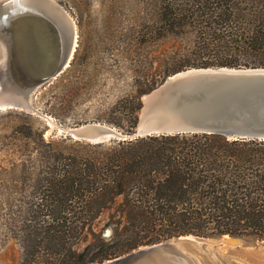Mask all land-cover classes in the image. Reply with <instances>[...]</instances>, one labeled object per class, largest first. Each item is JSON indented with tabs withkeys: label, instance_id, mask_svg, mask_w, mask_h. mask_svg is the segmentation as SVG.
<instances>
[{
	"label": "trees",
	"instance_id": "16d2710c",
	"mask_svg": "<svg viewBox=\"0 0 264 264\" xmlns=\"http://www.w3.org/2000/svg\"><path fill=\"white\" fill-rule=\"evenodd\" d=\"M187 32L193 44L175 51L173 65L155 57L129 67L131 91L117 98L108 123L134 131L142 96L187 68L264 67V0H150L134 37L150 48ZM23 120L38 145L28 135L19 145L22 156L35 149L37 162L20 164L24 191L31 181L29 220L37 223L23 264H42V245L51 264H96L181 236L264 241V139L177 133L89 143L46 139Z\"/></svg>",
	"mask_w": 264,
	"mask_h": 264
},
{
	"label": "rangeland",
	"instance_id": "374dc122",
	"mask_svg": "<svg viewBox=\"0 0 264 264\" xmlns=\"http://www.w3.org/2000/svg\"><path fill=\"white\" fill-rule=\"evenodd\" d=\"M56 1L69 14L77 31V46L69 65L32 93L31 102L40 113L0 110V264H23L26 252L32 248L29 236L37 224L29 220L31 181L24 191L20 166L24 159L31 168L36 165L35 149L25 151V156L19 152L21 140H27L23 137L30 136L27 142L37 147V136L29 125L20 127L23 118L30 119L46 139L66 137L61 128L86 122L110 124L107 120L111 107L119 96L131 91L130 66L146 65L155 57L163 59L164 67L171 66L175 51L189 49L193 44L189 32L181 37L169 36L155 47L136 44L134 33L142 29L150 0ZM184 29H194V25ZM43 114L52 117L55 124H50ZM103 227L104 221L95 225L98 231ZM110 233L104 229V236ZM230 237H202L208 242L185 237L180 242L194 254L198 264H264L263 240L232 237L241 239L236 242ZM86 244L80 242L76 249L82 250ZM39 250L42 264L54 261L50 254L43 257V251L48 253L46 247L42 245Z\"/></svg>",
	"mask_w": 264,
	"mask_h": 264
},
{
	"label": "water",
	"instance_id": "95a60500",
	"mask_svg": "<svg viewBox=\"0 0 264 264\" xmlns=\"http://www.w3.org/2000/svg\"><path fill=\"white\" fill-rule=\"evenodd\" d=\"M53 8L70 23L67 45L59 25L51 19ZM15 19L30 20L33 24L35 19L43 21L47 36L35 39L30 33L25 44L15 42L17 39L6 33L2 23ZM17 22L11 25L14 32L30 31L27 23ZM74 32V22L56 0H0V110L40 113L32 104L31 95L69 65ZM43 115L50 123L48 116ZM60 132L89 143L177 133L264 139V67H190L176 72L142 96L138 124L131 133L104 122H86L61 128ZM185 237L202 238L181 236L141 246L97 264H198L194 254L180 242Z\"/></svg>",
	"mask_w": 264,
	"mask_h": 264
},
{
	"label": "bare ground",
	"instance_id": "6f19581e",
	"mask_svg": "<svg viewBox=\"0 0 264 264\" xmlns=\"http://www.w3.org/2000/svg\"><path fill=\"white\" fill-rule=\"evenodd\" d=\"M50 16H51V19L55 23H57L59 25V27H60V29L62 31L63 41H64L65 45H67L68 42H69L70 23L67 22V20L65 19L64 15L59 10H57V9L55 10L53 8ZM22 18H24V17H22ZM35 20L37 22L34 23V24L30 20H21V19H15V20H12L10 22H8V21L7 22H4V20H3L2 23H3V26L5 28L4 30H6V33H9L10 36H12V38H16L17 39V41H15V42L25 44L26 41H27L28 35L30 33H31L30 35H32V34L34 35V36H32V38H35V39H37L36 36L41 37V39H44L47 36L48 28L46 27L45 23L43 21H41V20H38V19H35ZM16 21H19L17 23H20V22L27 23L29 25V29L28 30H30L31 32L30 31H27V30H25L24 32H20V31L14 32L13 29H11L12 28L11 25L14 24V23H16ZM16 30H18V29H16ZM15 33H19V34H15ZM77 40H78L77 39V31H76V27H75V32H74V37H73V49H72V53L70 55V58H72L73 53H74V51L76 49L75 47L77 46ZM40 42H42V41L40 40ZM48 52H49V54L51 53L50 50H46V53H48ZM50 55L48 57V59H50V61L47 63L48 65H50L52 63V61H51V58L52 57ZM46 116H48L49 121H50V124L54 125L55 123H54L53 118L50 117L47 114H46ZM190 239H194V238H190ZM194 240H196V239H194ZM204 240H206V239L200 238V240H196V241L197 242H202ZM193 242H195V241H193ZM206 242H208V240H206Z\"/></svg>",
	"mask_w": 264,
	"mask_h": 264
}]
</instances>
